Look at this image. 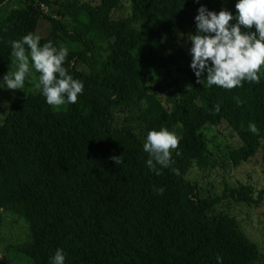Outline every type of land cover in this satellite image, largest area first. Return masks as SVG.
<instances>
[{"label":"trees","instance_id":"obj_1","mask_svg":"<svg viewBox=\"0 0 264 264\" xmlns=\"http://www.w3.org/2000/svg\"><path fill=\"white\" fill-rule=\"evenodd\" d=\"M8 1L0 0V14ZM18 1L22 8L0 20V78L8 71L10 42L47 21L52 30L41 44L82 47L69 50L64 66L84 90L59 111L40 91L8 100L0 125V226L10 211L30 232L9 250L30 264H49L57 248L65 264H259V246L240 222L215 209L226 199L257 205L254 190L227 187L207 198L186 178L194 166L209 164L200 136L207 125L228 124L241 141L234 153L243 162L259 152L264 137V75L232 89L204 87L183 46L182 36L196 32L201 4L234 13L235 0H126L131 13L119 19L114 12L125 0ZM40 3L56 8V16ZM164 82L171 90L163 99ZM138 125L176 133L172 166L179 175L149 169ZM158 187L162 194L153 191Z\"/></svg>","mask_w":264,"mask_h":264},{"label":"clouds","instance_id":"obj_2","mask_svg":"<svg viewBox=\"0 0 264 264\" xmlns=\"http://www.w3.org/2000/svg\"><path fill=\"white\" fill-rule=\"evenodd\" d=\"M234 8V13L224 8L219 12L212 11L203 4L197 9L196 32L188 35L190 68L197 83L204 87L215 85L232 89L240 86L242 81L258 83L264 75V0H235ZM253 26L255 31H252ZM40 41V35L29 32L10 42V66L15 65V70L9 66L0 78V89L23 90L26 76H32L31 64V69L39 73L35 87L48 105L57 108L75 103L78 95L83 93L84 85L64 66L68 48L63 44L57 47L51 40L43 44ZM214 111H220L219 104L214 105ZM249 130L257 132L255 125H249ZM178 144L176 133L166 127L149 130L142 145L149 169L159 175L158 165L179 175V169L172 166V152ZM176 155H179L178 151ZM113 159L119 162L118 157ZM164 190L163 187L153 189L159 194ZM65 260V252L57 248L49 257V264H65Z\"/></svg>","mask_w":264,"mask_h":264},{"label":"rangeland","instance_id":"obj_3","mask_svg":"<svg viewBox=\"0 0 264 264\" xmlns=\"http://www.w3.org/2000/svg\"><path fill=\"white\" fill-rule=\"evenodd\" d=\"M97 1V0H93ZM22 8L18 0H9L2 8L0 20H8L13 11ZM56 8H48L46 14L56 16ZM131 13V3L124 1L121 8L114 12L115 19L128 16ZM51 24L41 21L35 34L46 38L51 32ZM182 36L185 50L190 52L191 43L188 35ZM68 50H81L82 47L70 41L61 40ZM27 48V46H25ZM11 64L8 58V70ZM15 70V65H11ZM81 70L88 71L87 67L78 65ZM32 76L25 78L23 90L0 89V125L10 110L8 100L15 96L25 97L40 90L35 87L38 73L31 69ZM168 83L164 82L162 98L171 90ZM67 103L54 108L56 111L65 110ZM136 132L142 140H145L147 131L142 126H135ZM200 136L208 142L207 156L209 164L206 168L194 166L186 178L196 183L202 197L211 198L222 196L227 187L249 186L254 190V197L259 201L257 205L238 203L232 199H226L215 207L217 212H224L235 217L241 224L246 235L255 242L262 253L259 264H264V137L261 140L259 152L249 161H240L234 150L241 146V141L236 133L226 123L219 125H207L200 131ZM30 239L27 221L10 211L3 213V221L0 226V259L8 264H30V259L18 252L9 250V247L24 243Z\"/></svg>","mask_w":264,"mask_h":264},{"label":"built area","instance_id":"obj_4","mask_svg":"<svg viewBox=\"0 0 264 264\" xmlns=\"http://www.w3.org/2000/svg\"><path fill=\"white\" fill-rule=\"evenodd\" d=\"M41 9L46 12L48 10V6L45 5L44 3H40Z\"/></svg>","mask_w":264,"mask_h":264}]
</instances>
